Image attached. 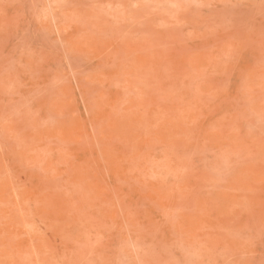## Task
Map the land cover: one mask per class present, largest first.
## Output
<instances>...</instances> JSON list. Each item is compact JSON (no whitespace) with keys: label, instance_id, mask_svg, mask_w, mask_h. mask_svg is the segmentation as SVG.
Here are the masks:
<instances>
[{"label":"rangeland","instance_id":"rangeland-1","mask_svg":"<svg viewBox=\"0 0 264 264\" xmlns=\"http://www.w3.org/2000/svg\"><path fill=\"white\" fill-rule=\"evenodd\" d=\"M0 264H264V0H0Z\"/></svg>","mask_w":264,"mask_h":264}]
</instances>
